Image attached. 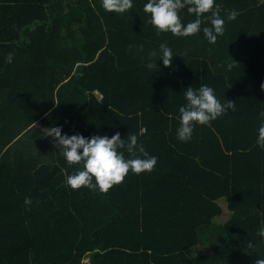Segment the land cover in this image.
Listing matches in <instances>:
<instances>
[{
    "label": "trees",
    "instance_id": "1",
    "mask_svg": "<svg viewBox=\"0 0 264 264\" xmlns=\"http://www.w3.org/2000/svg\"><path fill=\"white\" fill-rule=\"evenodd\" d=\"M84 259L264 264V0H0V264Z\"/></svg>",
    "mask_w": 264,
    "mask_h": 264
},
{
    "label": "crops",
    "instance_id": "2",
    "mask_svg": "<svg viewBox=\"0 0 264 264\" xmlns=\"http://www.w3.org/2000/svg\"><path fill=\"white\" fill-rule=\"evenodd\" d=\"M222 204H223V206H225V204L223 203V202H220L219 203V205L221 206V207H223L222 206ZM224 208V207H223ZM207 249H205V248H203V247H198L197 248V252H200L201 254H205V253H207ZM195 258H197L196 256H194Z\"/></svg>",
    "mask_w": 264,
    "mask_h": 264
},
{
    "label": "built area",
    "instance_id": "3",
    "mask_svg": "<svg viewBox=\"0 0 264 264\" xmlns=\"http://www.w3.org/2000/svg\"><path fill=\"white\" fill-rule=\"evenodd\" d=\"M83 264H88V260L87 259H84L83 260Z\"/></svg>",
    "mask_w": 264,
    "mask_h": 264
},
{
    "label": "rangeland",
    "instance_id": "4",
    "mask_svg": "<svg viewBox=\"0 0 264 264\" xmlns=\"http://www.w3.org/2000/svg\"><path fill=\"white\" fill-rule=\"evenodd\" d=\"M222 206H223V204H222ZM223 207H224V206H223ZM221 217H222V216H221ZM221 217H220V218H221ZM220 218H219V220H220Z\"/></svg>",
    "mask_w": 264,
    "mask_h": 264
}]
</instances>
